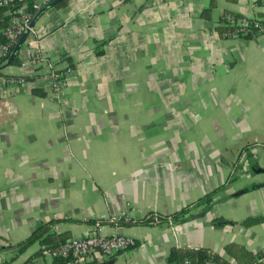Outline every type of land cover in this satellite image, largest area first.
<instances>
[{
    "label": "crops",
    "instance_id": "0c3cea01",
    "mask_svg": "<svg viewBox=\"0 0 264 264\" xmlns=\"http://www.w3.org/2000/svg\"><path fill=\"white\" fill-rule=\"evenodd\" d=\"M213 1L206 12L212 0H67L39 17L19 61L37 50L74 72L56 98L36 69L0 71V264H27L39 243L7 247L44 224L136 242L84 264H180L168 261L176 248L238 264L229 244L264 263V221L241 225L264 217V35L228 37L220 21L264 20V0ZM218 188L173 224L106 220L127 204L131 219L172 216Z\"/></svg>",
    "mask_w": 264,
    "mask_h": 264
},
{
    "label": "built area",
    "instance_id": "2783aa9c",
    "mask_svg": "<svg viewBox=\"0 0 264 264\" xmlns=\"http://www.w3.org/2000/svg\"><path fill=\"white\" fill-rule=\"evenodd\" d=\"M26 0H0V7H9L14 3H21L20 9L9 15L7 26L3 29L5 37L4 43L0 44V59H7L16 42L22 33L28 28L31 15L25 6ZM51 0H36L35 8L43 7ZM220 21L227 27L233 28L227 31L228 37L242 38L248 34L253 36L264 35V27L259 23L258 19H247L245 17L235 18L231 14H225ZM32 29H29V33ZM29 35V34H28ZM26 40V39H25ZM23 42L21 46L26 45ZM21 68H33L38 71L39 78L48 84L47 94L56 98L61 95L68 83V78L73 74L74 70L71 66H66L63 69L56 68L48 59L43 58L39 51L34 50L30 56L25 58L20 63ZM11 84L22 85L25 83L23 77L9 78ZM2 106L6 107L5 104ZM1 113V107H0ZM134 210L127 204L118 216L101 217L109 222L118 219L128 220ZM136 246V242L132 238L124 236H105L98 231H93L84 237L71 238L66 240L60 246L53 250H46V255L51 260L60 259L63 264H84L86 257L93 253H98L104 258L112 257L118 252L131 250ZM30 264H38V262H31ZM180 264H218L212 260L206 261H190L183 260Z\"/></svg>",
    "mask_w": 264,
    "mask_h": 264
},
{
    "label": "trees",
    "instance_id": "16d2710c",
    "mask_svg": "<svg viewBox=\"0 0 264 264\" xmlns=\"http://www.w3.org/2000/svg\"><path fill=\"white\" fill-rule=\"evenodd\" d=\"M67 0H63L60 3L56 4L54 7L60 8L66 4ZM36 4V0H26L25 6L27 7L28 13L31 15L29 23L32 21L34 16L37 12L42 8L36 9L34 6ZM23 6L21 3H14V5L9 7H0V15L2 18L0 19V44L4 43L5 37L3 35V29L7 26L9 15L16 12L18 9ZM214 6V1L212 0L210 7L206 10L209 12L210 9ZM233 15V14H231ZM235 18H238L237 15H233ZM259 23L264 27V20H259ZM225 31H231L233 28L223 26L222 27ZM253 35L248 34L244 38H252ZM6 59H0V65ZM20 61L18 56H16L11 65H20ZM26 81H29L31 78L23 77ZM32 94L36 96L43 97L44 93L37 88L32 89ZM219 188L211 191L210 193L205 194L200 199L196 201L194 206L185 207L184 209L178 211L177 213L173 214L172 216H162L157 215L153 212L145 213L141 218L138 219H118L113 222H109L110 225L119 226V227H131V226H148L152 224H168V223H175L182 219L190 209L197 210L199 207L207 208L209 207L218 194ZM264 221V217L257 216V217H248L244 221L241 222L243 226H253L258 223ZM69 239V235L66 233L64 234H48V225L44 224L40 228L36 229L29 237L20 241L17 244L10 245L7 249L14 250L16 254L24 253L29 247H31L35 243H39L41 245V249L36 252L27 262L30 264L31 262H36L40 257L43 256L46 250H53L64 243L66 240ZM226 253L231 256L238 264H264L263 263V254L257 253L253 254L248 252L242 246L237 244H229L225 247ZM185 259L190 261H206L212 260L217 262L218 264H228L220 255L212 253L210 251L204 249H189V248H176L173 249L169 256V262H181ZM39 264V263H38ZM52 264H63V261L60 259H54Z\"/></svg>",
    "mask_w": 264,
    "mask_h": 264
},
{
    "label": "water",
    "instance_id": "95a60500",
    "mask_svg": "<svg viewBox=\"0 0 264 264\" xmlns=\"http://www.w3.org/2000/svg\"><path fill=\"white\" fill-rule=\"evenodd\" d=\"M63 0H51L49 3H47L46 5H44L38 12L37 14L34 16V18L32 19V21L29 23L28 28L22 33V35L20 36V38L18 39V41L16 42L15 46L13 47L12 51L10 52L9 56L7 57V59L0 65V71H2L3 69L9 67L14 58L17 56L20 47L22 45V43L25 41L26 37L29 34V29H32L36 23V21L39 19L40 16H42V14L49 8L54 7L56 4L60 3ZM260 185H254L251 186L250 189H254L259 187Z\"/></svg>",
    "mask_w": 264,
    "mask_h": 264
}]
</instances>
